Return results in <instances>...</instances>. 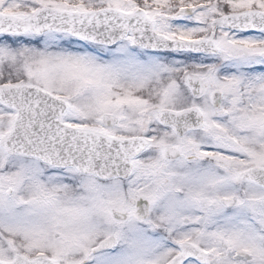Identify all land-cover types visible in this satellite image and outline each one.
<instances>
[{"label":"snow or ice","instance_id":"6c2138e0","mask_svg":"<svg viewBox=\"0 0 264 264\" xmlns=\"http://www.w3.org/2000/svg\"><path fill=\"white\" fill-rule=\"evenodd\" d=\"M0 264H264V0H0Z\"/></svg>","mask_w":264,"mask_h":264}]
</instances>
